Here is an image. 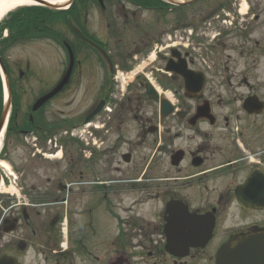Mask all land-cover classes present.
Returning a JSON list of instances; mask_svg holds the SVG:
<instances>
[{
    "label": "flooded vegetation",
    "instance_id": "obj_1",
    "mask_svg": "<svg viewBox=\"0 0 264 264\" xmlns=\"http://www.w3.org/2000/svg\"><path fill=\"white\" fill-rule=\"evenodd\" d=\"M87 1L75 26L103 52L74 42L67 84L37 112L68 54L36 94L8 70L7 145L31 147L21 196L1 207L0 256L264 264V89L249 80H264V0ZM117 70L134 78L121 87Z\"/></svg>",
    "mask_w": 264,
    "mask_h": 264
},
{
    "label": "rangeland",
    "instance_id": "obj_2",
    "mask_svg": "<svg viewBox=\"0 0 264 264\" xmlns=\"http://www.w3.org/2000/svg\"><path fill=\"white\" fill-rule=\"evenodd\" d=\"M73 6L74 4L71 6V8ZM85 6H88L87 2ZM71 8H69V10ZM14 12H10V13H14ZM14 14L16 15V13ZM14 14L13 15L8 14L5 18L6 19L5 21H7V25H9L7 34L8 36L10 35L17 37L23 36L22 33H20L21 31L19 30L17 25H15V23L12 22L13 19L11 18L14 17ZM15 17L18 16L16 15ZM3 29L1 30L0 38H4L3 35L6 33L5 31H3ZM64 32L66 39L68 41H72L73 40L72 35L69 34L67 31ZM40 41H36V40L30 41V39H24L23 43L8 49L4 54L6 67L10 68V71L12 69L15 70L16 73L13 72L14 74L12 73L11 74L13 75L14 79L20 81L21 83V85L19 84V89H21V92L22 89H29V90L31 89L30 95L31 93L36 94L41 91H44L45 89L50 88L51 75L49 73L48 67H50V65L51 66L53 65L54 67L57 66L60 60L63 58V51L61 49L59 50L56 45L50 47L48 46V43L40 42ZM50 60H52L51 64L49 62ZM27 63L29 64L28 69H26ZM17 67H20V69L24 72L23 74L24 76L21 79H19V76L17 75ZM59 70L61 71V69ZM129 80H131V77L127 78L126 82H128ZM249 80L255 82V84H258L257 89H264L263 80H261L260 82L256 81V77L255 79L249 78ZM30 101H31L30 98H26L22 100V103L26 104L25 106H28ZM19 147L20 148L17 151L16 148H18V146H16L15 144L13 146L6 145V147L4 146L3 149L5 152V156L3 158L7 159L9 164L12 166L13 171L19 172L17 174L18 184L19 182L23 183L24 180L27 181L25 175L29 170L28 157H27L29 156L28 155L29 149L25 148L22 143L19 144ZM6 201L7 199L5 198L3 202L0 203V211H1V207L5 205L4 202Z\"/></svg>",
    "mask_w": 264,
    "mask_h": 264
},
{
    "label": "trees",
    "instance_id": "obj_3",
    "mask_svg": "<svg viewBox=\"0 0 264 264\" xmlns=\"http://www.w3.org/2000/svg\"><path fill=\"white\" fill-rule=\"evenodd\" d=\"M15 13L18 17H15L16 15L13 13L15 18H11L13 19L12 22L17 25L23 36L28 35L30 32L38 34L39 32L45 31L47 20L53 15L60 14L43 7L20 9ZM58 20L59 19H55V21Z\"/></svg>",
    "mask_w": 264,
    "mask_h": 264
},
{
    "label": "bare ground",
    "instance_id": "obj_4",
    "mask_svg": "<svg viewBox=\"0 0 264 264\" xmlns=\"http://www.w3.org/2000/svg\"><path fill=\"white\" fill-rule=\"evenodd\" d=\"M69 0H53V3L58 5H63ZM33 4L30 0H0V21L9 13L10 11L17 9L19 7L27 6ZM3 135L0 134V147L2 146ZM0 168L11 173V168L9 163L4 160H0ZM13 191L10 187L5 186L3 183L0 185V193Z\"/></svg>",
    "mask_w": 264,
    "mask_h": 264
},
{
    "label": "water",
    "instance_id": "obj_5",
    "mask_svg": "<svg viewBox=\"0 0 264 264\" xmlns=\"http://www.w3.org/2000/svg\"><path fill=\"white\" fill-rule=\"evenodd\" d=\"M32 1H35V2L41 4V5L45 6V7L50 8V9H58L57 6L53 5L52 3L46 2L44 0H32ZM76 35L78 37L84 39V37L81 34H79L78 32H76ZM0 67H1V69L3 71V73L5 74L4 67H3V64L1 62V60H0ZM69 73H70V70L68 71L66 76L63 78L62 82L53 91H51L46 96L42 97L41 99H39L37 101V103L35 104V106L33 108L34 110L37 109L43 102L48 100L51 96H53L59 89H61L64 86V84L66 83V81H67V79L69 77ZM9 106H10V102L8 101L6 106H5L4 111L2 113L1 119H0V131H1V128L3 126L4 120L6 118ZM0 264H17V263L12 258L3 257V258H0ZM218 264H219V262H218Z\"/></svg>",
    "mask_w": 264,
    "mask_h": 264
}]
</instances>
